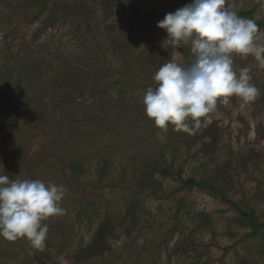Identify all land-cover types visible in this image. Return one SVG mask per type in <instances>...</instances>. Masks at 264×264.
Returning a JSON list of instances; mask_svg holds the SVG:
<instances>
[{
	"label": "rangeland",
	"instance_id": "obj_1",
	"mask_svg": "<svg viewBox=\"0 0 264 264\" xmlns=\"http://www.w3.org/2000/svg\"><path fill=\"white\" fill-rule=\"evenodd\" d=\"M191 2L0 0V174L66 189L43 246L0 237V264H264V68L234 54L258 95L191 131L144 111L192 59L157 26ZM228 3L264 34V0Z\"/></svg>",
	"mask_w": 264,
	"mask_h": 264
},
{
	"label": "clouds",
	"instance_id": "obj_2",
	"mask_svg": "<svg viewBox=\"0 0 264 264\" xmlns=\"http://www.w3.org/2000/svg\"><path fill=\"white\" fill-rule=\"evenodd\" d=\"M157 26L167 32L163 47L171 46L173 54L178 46L190 45L192 59L187 66L169 59L154 74L156 87L147 88L142 103L156 126L191 131L218 101L226 104L231 96L252 100L258 95L251 70H234L233 55H251L264 68V34L228 0H192L166 14ZM65 195L66 189L53 182L0 174V237L23 238L41 248L49 231L45 221L62 214Z\"/></svg>",
	"mask_w": 264,
	"mask_h": 264
},
{
	"label": "trees",
	"instance_id": "obj_3",
	"mask_svg": "<svg viewBox=\"0 0 264 264\" xmlns=\"http://www.w3.org/2000/svg\"><path fill=\"white\" fill-rule=\"evenodd\" d=\"M189 188H192L195 185V180L190 179L187 184H186ZM249 218V217H248ZM251 220L253 221V219L251 218Z\"/></svg>",
	"mask_w": 264,
	"mask_h": 264
}]
</instances>
